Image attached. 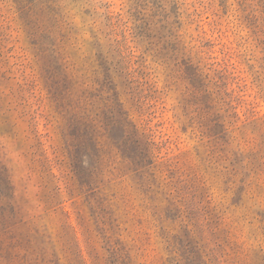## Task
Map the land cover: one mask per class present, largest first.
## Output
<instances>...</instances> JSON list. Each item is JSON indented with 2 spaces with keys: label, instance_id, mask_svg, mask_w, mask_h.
I'll list each match as a JSON object with an SVG mask.
<instances>
[{
  "label": "rangeland",
  "instance_id": "rangeland-1",
  "mask_svg": "<svg viewBox=\"0 0 264 264\" xmlns=\"http://www.w3.org/2000/svg\"><path fill=\"white\" fill-rule=\"evenodd\" d=\"M49 72L156 166L82 187ZM199 261L264 264V0H0V264Z\"/></svg>",
  "mask_w": 264,
  "mask_h": 264
},
{
  "label": "trees",
  "instance_id": "trees-1",
  "mask_svg": "<svg viewBox=\"0 0 264 264\" xmlns=\"http://www.w3.org/2000/svg\"><path fill=\"white\" fill-rule=\"evenodd\" d=\"M32 32L35 35L38 34L35 28ZM49 79L57 98L62 100L60 106L68 119V135L72 139L69 146L73 148L71 154L73 171L82 187L95 190L94 183L96 184L97 180L100 181V175L103 174L104 164H107V161L115 164L116 159H121L123 163L133 165L135 170L141 173H149L152 167L156 166L155 141L149 136L144 138V133L140 131L137 124L131 121L130 114L123 110L120 102L115 101L107 90L105 96L102 93L91 92L92 97L105 101L104 107L107 109L103 111L105 118L100 119L98 113L93 114L88 109L90 104L87 102V97L84 100L79 97L75 104L72 103L71 98L75 87L72 82L68 81L67 76L56 79L49 72ZM105 87L108 89V85ZM60 88H63V91H60ZM65 101L69 103L64 104ZM218 127V123H215V128L212 125L211 132L219 139L223 137V133L221 130L218 131ZM85 164L89 166L86 170L84 169ZM116 242L118 241L113 243L116 245ZM197 264L205 263L199 261Z\"/></svg>",
  "mask_w": 264,
  "mask_h": 264
}]
</instances>
